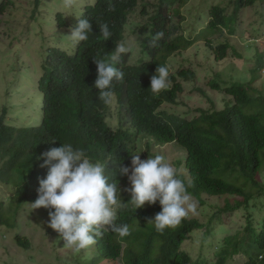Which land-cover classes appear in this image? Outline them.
<instances>
[{
	"label": "trees",
	"instance_id": "obj_1",
	"mask_svg": "<svg viewBox=\"0 0 264 264\" xmlns=\"http://www.w3.org/2000/svg\"><path fill=\"white\" fill-rule=\"evenodd\" d=\"M151 1L155 9L148 21L147 39L142 43L148 62L126 67L129 54H121L116 63L110 61V69L96 64L115 53L124 39L129 13L139 4L146 8ZM187 1L97 0L83 9L79 19L83 39L76 53L66 55L60 68L51 53L46 61V74L38 81L43 94L42 119L35 126L12 127L6 122V115H0V184L14 188L8 202L17 203L10 204V210L2 209L1 203L0 226L13 227L24 203H33L49 214L71 201L76 186L71 170L80 158L100 164L102 170L90 179L75 211L81 216H106L108 212L102 203L107 198L117 200L125 188L129 160L137 152L141 137L153 139L155 144L176 141L184 147L188 178H177L176 182L181 184L178 188L168 178L169 172L159 174L150 168L148 173L151 171L154 179L159 175L170 181L166 185L155 183L150 188L147 208L126 196L106 229L88 230L90 245L98 256L93 264L97 260L114 263L123 252L125 264H202L181 251L187 235L203 225L197 220L189 221L183 214L180 196L189 194L199 200L202 195L230 197L232 201L228 199L215 216L221 226L225 225L221 222L223 215L247 210L254 199L264 195L260 181L264 173V95L253 87L264 72L263 54L256 56L249 83L234 82L223 90L229 98L223 109H199L189 119L162 108L166 103L178 105L179 94L183 93L179 79L186 82L196 79L191 69L170 74L167 68L171 56L198 41L183 36L173 38L169 17L176 14L173 8L176 4L181 6ZM255 3L256 0H235L232 14L224 7H212L207 28L233 34L237 11ZM5 10L3 2L0 16ZM58 20L64 24L61 15ZM205 45L216 61L224 60L231 48L228 42L213 47L206 40ZM50 59L54 60L48 62ZM116 65L123 71L114 70ZM75 69L83 74L73 78ZM163 77L170 88L161 81ZM94 78L107 79L109 83L102 87L120 93V106L129 116L128 127L122 125L114 131L105 124L99 113L103 102L94 87ZM219 82L220 78L211 82L212 90H221ZM247 223L243 233L247 237L245 243L241 244L238 236L226 237L218 244L216 264H228L236 255L249 252L246 264H264V220L253 224L249 216ZM16 241L20 247L29 248L28 240L17 236Z\"/></svg>",
	"mask_w": 264,
	"mask_h": 264
},
{
	"label": "rangeland",
	"instance_id": "obj_2",
	"mask_svg": "<svg viewBox=\"0 0 264 264\" xmlns=\"http://www.w3.org/2000/svg\"><path fill=\"white\" fill-rule=\"evenodd\" d=\"M4 1L0 0V5ZM96 1L7 0L11 4L7 5L4 14L0 16V115H6L9 125L31 126L40 121L43 94L38 89V80L42 76V65L47 53L53 48H58L69 55L73 54L79 40L75 31L76 22L82 9L86 5H94ZM234 5L235 0H188L181 6L176 4L173 7L176 12L170 16V25L175 29L173 38L183 36L187 40L198 41L171 58L169 68L173 72L191 69L196 73V79L193 82L182 81L183 93L179 94L177 106L166 103L162 108L189 119L196 116L199 109L221 110L228 98L222 93L225 88L234 82L247 84L251 81V70L256 67V56L258 53L264 55V0H256L253 6L242 7L237 11L233 34L226 30L221 32L206 28L212 7H224L228 14H232ZM154 9L151 2L146 8L139 6L129 14L120 54L130 53L131 63L144 62L145 57L148 59L142 53L141 42L146 33H141V28L147 27ZM56 12L65 15L66 28L57 29L52 23ZM203 28L206 29L201 33ZM199 34H203L202 37H198ZM206 40L212 42L213 47L223 42L230 43L227 58L216 61L205 45ZM217 74L222 88L213 91L210 82L218 78ZM253 87L261 90L264 95V72L261 80L254 83ZM110 119L114 127L119 126L116 100L111 106ZM138 148L135 164L128 169L126 189L118 200L116 209L125 202L126 196H132L138 206L143 204L146 208L149 204L147 201L151 200L150 188L155 183L167 182L165 177L156 175L154 179V174L151 171L148 173L155 157L143 153V142H139ZM166 150L175 163L185 162L186 151L177 143L169 145ZM154 153L160 157L161 164L168 165V158L161 157L157 148ZM79 168L81 170L76 169L73 173L78 180L74 199L66 203L70 206L62 207L57 213L46 214L38 206L24 203L17 218L13 220V227L0 226V264H93L94 260L98 259L84 235L93 226L107 228L111 217H75L77 214L72 209L75 207V198L77 200L81 197L93 173L87 164ZM138 170L141 172L140 176L136 175ZM184 170L186 172L180 170V173L188 177L186 167ZM98 171L99 169H96L94 173ZM155 172L160 173L161 169L156 168ZM260 181L264 185V173L261 174ZM173 184L175 187H181L176 181H173ZM13 192V187L0 184L2 209L10 210V204H17L14 201L8 202ZM228 199L232 201L228 196L220 198L202 195L200 200H196L185 194L179 200L188 219L198 220L203 225L202 229L190 234L181 247V251L187 252L192 261L216 264L220 242L228 236H238L240 243H245L247 237L243 233L248 224V217H252L253 224L264 220L262 195L254 199L247 210L235 212L231 216L223 215L221 222L225 225L219 226V220L215 216H218V211L227 204ZM222 229L224 231H221ZM210 230L211 233H208ZM17 236L29 241L28 249L18 245ZM250 253L236 255L228 264H246ZM97 264H124V261L119 259L112 263L97 260Z\"/></svg>",
	"mask_w": 264,
	"mask_h": 264
},
{
	"label": "clouds",
	"instance_id": "obj_3",
	"mask_svg": "<svg viewBox=\"0 0 264 264\" xmlns=\"http://www.w3.org/2000/svg\"><path fill=\"white\" fill-rule=\"evenodd\" d=\"M67 1H69V0H67ZM4 2H6V9H7V5L8 4H11L10 2H7V0H5ZM97 2V1H96ZM152 2V1H151ZM150 2V3H151ZM68 3V2H67ZM70 3V2H69ZM96 4V3H95ZM38 4L36 3V6H37ZM147 5H149V3L147 4ZM146 5V6H147ZM86 6H88V5H86ZM85 6V7H86ZM139 6H141L142 8H144V6H143V4H139L137 7H139ZM251 6H253V5H251ZM84 7V8H85ZM137 7H135V8H137ZM244 7H246V6H244ZM83 8V9H84ZM134 8V9H135ZM83 9H82V11H83ZM133 9V10H134ZM81 11V12H82ZM132 12V11H131ZM130 12V13H131ZM129 13V14H130ZM59 15H61L62 16V20H63V22H64V24L62 25V21H60V20H58V16ZM81 17V16H80ZM80 19V18H79ZM79 19L77 20V22H76V26H75V31H76V33H77V35H78V43L76 44V46H75V48H74V52H73V54H71V55H69V54H67L65 51H63V50H61V49H58V48H53V49H51L48 53H47V56H46V58H45V61H44V63H43V65H42V76L39 78V80L43 77V75H44V73L46 74V71H45V66H46V64H47V60H48V58H49V56H50V54L52 53V54H54V59H56L57 60V64H58V68H60L61 66H63L64 65V63H65V59H66V55H68V56H72V55H74V53H76L75 51H76V48H77V46L80 44V43H82V35H81V33H80V29L82 28V26H80V24H79ZM128 19H129V15H128V18H127V21H126V25H125V27H124V33H123V36H124V39L118 44V47H117V49H116V51H115V53L114 54H112L111 56H107V57H104V58H101V59H99L97 62H96V64H98L99 66H101V67H104V68H107V69H110L109 68V65L110 66H112V64L110 63V61H112V62H114V63H116V60L118 59V58H120V47H121V44H123L124 43V41H125V31H126V26H127V22H128ZM210 20V19H209ZM169 21H170V17H169ZM56 27H57V29H63V28H66V26H67V19H66V17H65V15L62 13V12H56V14H55V16H54V19H53V22H52ZM209 23V22H208ZM61 26H63V27H61ZM206 26H208V24L206 25ZM147 27H148V23H147ZM172 27V26H171ZM207 28V27H206ZM205 28V29H206ZM205 29L203 28L201 31V33H203L204 31H205ZM172 32H173V34H174V27H172ZM223 31H225V30H222L221 32H223ZM141 33H146V37L142 40V42L141 43H143V41H145L146 39H147V36H148V33H149V27L148 28H146V27H142L141 28ZM106 34V32L103 34V36ZM102 36V37H103ZM180 37V36H179ZM86 40V39H85ZM193 40V39H192ZM209 50V49H208ZM210 52V51H209ZM56 53H58V54H60V56H56ZM142 53H143V51H142ZM211 53V52H210ZM123 54V53H122ZM124 54H129V56L127 57V61L124 63V65L126 66V67H129V66H132V65H134V66H136V65H138V64H140V63H142V61L141 62H138V63H131L130 62V56H131V54L130 53H124ZM143 54H145V53H143ZM146 55V54H145ZM145 55H144V57H145ZM175 55H173V56H171L170 58H169V60L171 59V58H173ZM227 58V57H226ZM225 58V59H226ZM54 59H50L48 62H51V61H53ZM145 61L144 62H148V59L145 57ZM120 61H123V59L121 58V60ZM220 62V61H219ZM44 67V68H43ZM170 66H169V61H168V63H167V68H168V70H169V72H170V74H175L176 72H178V71H176V72H173L172 71V69L171 68H169ZM114 70H117V71H123L118 65H116L115 66V68H114ZM83 74V72L82 71H78V70H74L73 71V78H77V77H80L81 75ZM219 75L217 74V77H218ZM219 79V77L218 78H216V79H213L212 81H214V80H218ZM38 80V81H39ZM181 79H179V81H180ZM161 81L165 84V85H167L169 88H170V83H168V81L166 80V77H163L162 79H161ZM182 81L183 80H181L180 82L182 83ZM194 81V80H193ZM193 81H190V82H193ZM211 81V82H212ZM211 82H210V85H211ZM107 83H109L108 81H107V79H103V78H94V87H95V89L97 90V92L100 94V97H101V99H102V102H103V108L102 109H100L99 110V113L100 114H102V119L104 120V122H105V124L110 128V129H112V130H114V131H116L118 128H120L122 125H124V127H128L129 126V123H128V120H129V116H128V114L127 113H125V110L124 109H122L121 108V104H122V101H121V96H120V93L116 90V91H112V88H108V89H104L102 86L103 85H105V84H107ZM212 89V88H211ZM213 91H217V90H213ZM41 93V92H40ZM114 100H116V102H117V104H118V116H119V119H120V122H119V126H117V127H114L113 125H112V123H111V119H110V112H111V106H112V103H113V101ZM229 100V98H227V101ZM225 105H226V103H225ZM40 120L42 119V115L40 114ZM6 122H7V120H6ZM9 126H12V127H15V126H13V125H9ZM28 126H30V125H28ZM32 126V125H31ZM35 126V125H34ZM154 140L152 139V140H149L148 138H140V141H138V145H137V147L139 146V142H143V145H144V147H145V149L143 150V153L144 154H152L154 157H155V161L153 162V163H151V169L155 172V169L156 168H160L161 169V172L159 173V174H163V171L164 170H166L167 172H169V176H168V178H171L173 181H176V179L177 178H180L181 176H184V174H182V173H180V170L181 171H184V172H186L185 170H184V167H186V165H185V162L183 163V164H181L180 162H178V163H175L174 161H173V159L169 156V151H167L166 150V148H168V146L169 145H171V144H174V143H177L178 145H179V143L178 142H176V141H173V142H171V143H162V144H155L154 142H153ZM160 145V146H159ZM181 146V145H180ZM182 147V146H181ZM147 148H149L152 152L151 153H149L150 152V150L149 151H147ZM158 149L159 150V152H160V155H161V157L162 156H166L167 158H168V160H169V162H168V165H163V164H161L160 163V157L159 156H157L158 154H155L154 153V150L155 149ZM184 148V147H183ZM185 149V148H184ZM138 150H139V148H138ZM138 150H137V152L130 158V160H129V162H130V164L128 165V168H127V177H128V169L132 166L133 167V165L135 164V158H136V154L138 153ZM185 151H186V149H185ZM74 157H76L77 158V156L76 155H74ZM83 157V156H82ZM186 157H187V151H186ZM80 158V157H79ZM82 158H80V160L79 161H77V164H76V167L74 168V169H72L71 170V172H72V174L74 173V171L76 170V169H80L81 170V168H79V166H82V165H84V164H87L92 170H93V173L91 174V176L89 177V180H88V183H90V179L92 178V177H94V176H97L98 174H99V172L102 170V166L100 165V164H97V163H93V164H90L89 162H88V160L87 159H83L82 161ZM155 163H157L156 165H155ZM135 168V167H134ZM96 169H99V171L97 172V173H94V171L96 170ZM136 169V168H135ZM186 169H187V171H188V168L186 167ZM156 173V172H155ZM140 174H141V172L138 170L137 172H136V175H139L140 176ZM74 175V174H73ZM75 176V175H74ZM165 176V175H164ZM76 177V176H75ZM162 177V176H161ZM184 177H186V176H184ZM166 179H167V182H166V184L170 181V180H168V178H167V176L165 177ZM186 178H188V177H186ZM77 180H78V177H76V186H75V191H76V187H77ZM173 181H172V183H173ZM88 183H87V185H88ZM161 184V183H160ZM166 184H163V185H166ZM2 185V184H1ZM174 185V184H173ZM126 186H127V183H126ZM126 186H125V188L123 189V191L121 192V194H120V196H119V198L117 199V200H112V198H107L103 203H102V206H103V208H105L106 210H107V215L106 216H110L111 217V219H112V217L116 214V212H117V210L123 205V204H121V205H119L118 207H117V209H116V205H117V203H118V200L120 199V197L123 195V193H124V191H125V189H126ZM175 186V185H174ZM87 187V186H86ZM178 188H180V187H178ZM14 189V188H13ZM85 190H86V188L84 189V191H83V193L85 192ZM14 192H15V190H14ZM14 192L11 194V196H13V194H14ZM75 194H76V192H74L73 193V196H75ZM83 195V194H82ZM81 195V196H82ZM185 194H182L181 196H180V199H181V197L182 196H184ZM186 195H189V194H186ZM191 196V195H190ZM128 197H131L132 199H134L132 196H128ZM193 197V196H192ZM80 198V197H79ZM78 198V199H79ZM194 198V197H193ZM74 199V197L72 198V200ZM77 199V200H78ZM179 199V200H180ZM196 199V198H195ZM71 200V201H72ZM77 200H76V198H75V207H76V202H77ZM196 200H199V199H196ZM70 202V201H69ZM66 203H68V202H66ZM66 203H63L62 204V206L59 208V210L62 208V207H65V206H70V205H68V204H66ZM30 204H33V203H30ZM35 205V204H34ZM180 205V204H179ZM37 206V205H36ZM75 207H72V209H73V211L74 212H76L75 211ZM181 207V206H180ZM147 208V207H146ZM182 209V208H181ZM58 210V211H59ZM112 213V214H109V213ZM57 213V212H56ZM75 214V213H74ZM76 214H77V212H76ZM184 214V213H183ZM185 215V214H184ZM79 216H81V215H79V214H77V215H75V217L77 218V217H79ZM106 216H103V217H98V216H95V217H97V218H104V217H106ZM85 217H88V216H85ZM187 217V216H186ZM111 219H110V221H111ZM187 219H188V217H187ZM189 220V219H188ZM110 221H109V223H110ZM189 221H191V220H189ZM198 221V220H197ZM77 222V221H76ZM179 222H182L181 220H179ZM178 225H179V223H177ZM75 226H76V223L74 224ZM109 225V224H108ZM183 225V224H182ZM181 225V226H182ZM108 227V226H107ZM93 228H99V229H106V228H100V227H97V226H93L92 228H90V229H93ZM138 228H141V227H135V230L136 229H138ZM176 228V227H175ZM89 229V230H90ZM172 229H174V228H172ZM88 232V231H87ZM195 232V231H194ZM193 232V233H194ZM162 233V232H161ZM192 234V233H191ZM190 235V233L187 235V236H189ZM84 236H86V238H87V241L89 242V244H91L92 243V238L91 237H89L87 234H85ZM188 238V237H187ZM187 240V239H186ZM185 240V241H186ZM140 241V240H139ZM184 241V242H185ZM140 243H142L141 241H140ZM183 246V245H182ZM126 248V245H125V247H124V249ZM124 256V252H123V254H122V257ZM120 258V260H123V258ZM119 260V259H118ZM117 260V261H118ZM106 261V260H105ZM124 261V264H125V260H123ZM108 262V261H107Z\"/></svg>",
	"mask_w": 264,
	"mask_h": 264
}]
</instances>
